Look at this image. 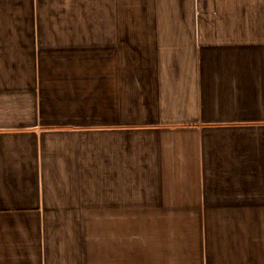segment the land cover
Masks as SVG:
<instances>
[{
    "label": "crops",
    "instance_id": "1",
    "mask_svg": "<svg viewBox=\"0 0 264 264\" xmlns=\"http://www.w3.org/2000/svg\"><path fill=\"white\" fill-rule=\"evenodd\" d=\"M0 264H264V0H0Z\"/></svg>",
    "mask_w": 264,
    "mask_h": 264
}]
</instances>
